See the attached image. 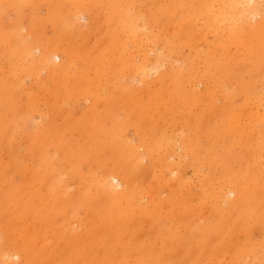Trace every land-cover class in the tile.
Masks as SVG:
<instances>
[{
    "label": "rangeland",
    "instance_id": "1",
    "mask_svg": "<svg viewBox=\"0 0 264 264\" xmlns=\"http://www.w3.org/2000/svg\"><path fill=\"white\" fill-rule=\"evenodd\" d=\"M233 1L0 0V264H264V0Z\"/></svg>",
    "mask_w": 264,
    "mask_h": 264
},
{
    "label": "bare ground",
    "instance_id": "2",
    "mask_svg": "<svg viewBox=\"0 0 264 264\" xmlns=\"http://www.w3.org/2000/svg\"><path fill=\"white\" fill-rule=\"evenodd\" d=\"M235 1H236V0H235ZM235 1H233V3H234ZM230 2H231V1H230ZM236 2H237V1H236ZM239 2H240V1H239ZM247 2H248V0H247ZM247 2H246V3H247ZM251 3H255V2H251ZM229 4H230V3H229ZM242 4H243V3H242ZM242 4H241V5H242ZM233 5H234V4H233ZM235 5H236V4H235ZM237 6H238V5H237ZM239 6H240V4H239ZM254 6H255V5H254ZM230 7H231V5H230ZM230 7H229V8H230ZM233 7H234V6H233ZM241 7H242V6H241ZM247 7H248V6H247ZM252 7H253V6H252ZM225 8H226V7H225ZM225 8H224V9H225ZM242 8H243V7H242ZM251 9H252V8H251ZM253 9H254V8H253ZM222 10H223V9H222ZM230 10H231V9H230ZM235 10H237V9H235ZM242 10H243V9H242ZM244 10H245V9H244ZM246 10H248V9H246ZM254 10L256 11V9H254ZM223 11H224V10H223ZM225 11H227V10H225ZM232 11H233V10H232ZM255 11H254V13H255ZM257 11H258V10H257ZM225 13H226V12H225ZM225 13H224V14H225ZM238 13H239V12H238ZM229 14H230V13H229ZM234 14L236 15V12H234ZM239 14H240V13H239ZM241 14H243V13H241ZM256 15H257V14H256ZM237 16H238V15H237ZM239 16H240V15H239ZM250 16H251V15H250ZM228 17H229V16H228ZM233 17H234V16H233ZM240 17H241V16H240ZM245 18H246V17H245ZM250 18H251V17H250ZM234 19H235V17H234ZM234 19H233V20H234ZM236 19H237V18H236ZM238 19H239V17H238ZM246 19H247V18H246ZM248 19H249V18H248ZM241 20H242V19H241ZM249 20H250V19H249ZM230 21H231V20H230ZM235 21H236V20H235ZM246 21H247V20H246ZM246 21H245V22H246ZM231 22H232V21H231ZM236 22H238V20H237ZM249 22H251V20H250ZM243 23H244V22H243ZM246 23L248 24V22H246ZM262 23H263V21H262ZM231 24H232V23H231ZM235 24H239V23H235ZM235 24H233V25H235ZM247 24H246V26H247ZM242 25H243V24L241 23V26H242ZM244 25H245V23H244ZM238 26H239V25H238ZM241 26H240V27H241ZM233 27H234V26H233ZM233 27H232V28H233ZM248 27H249V26H248ZM254 27H255V26H254ZM243 30H245V29H243ZM247 31H248V30H247ZM248 34H250V33H248ZM250 35H251V34H250ZM250 35H249V36H250ZM248 42H249V41H248ZM249 43H250V42H249ZM250 45H251V44H250ZM46 46H48V49H49L51 46H53V44H52V43H48ZM259 47H260V46H259ZM251 49H252V47H251ZM49 51H50V50H49ZM43 53H44L45 55H48L49 57L53 55L54 58H55L56 60H59V59H58V55H54V54H51V53H50V55H49L48 51H44ZM255 55H256V54H255ZM144 56H145V55H144ZM147 56H148V55H147ZM144 59H146V58H144ZM144 61H147V60H144ZM155 63H156V62H155ZM157 64H159V61L157 62ZM147 66H148V65H147ZM144 67H145V66H144ZM157 67H158V66H157ZM157 67H156V68H157ZM146 68H147V67H146ZM146 71H147V70H146ZM146 71H145V72H146ZM143 74H144V73H143ZM145 74H146V73H145ZM147 75H149V74H147ZM147 75H146V76H147ZM144 76H145V75H144ZM144 76H143V77H144ZM145 78H146V77H145ZM160 167H161V166H160ZM113 179H116V178H113ZM9 254H10V253H9Z\"/></svg>",
    "mask_w": 264,
    "mask_h": 264
}]
</instances>
